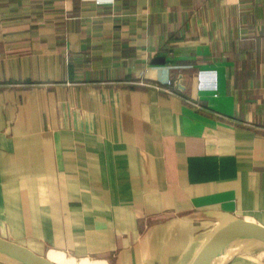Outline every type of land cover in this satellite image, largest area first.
Returning <instances> with one entry per match:
<instances>
[{
    "label": "crops",
    "instance_id": "1",
    "mask_svg": "<svg viewBox=\"0 0 264 264\" xmlns=\"http://www.w3.org/2000/svg\"><path fill=\"white\" fill-rule=\"evenodd\" d=\"M185 212L264 228V0H0V238L107 264Z\"/></svg>",
    "mask_w": 264,
    "mask_h": 264
},
{
    "label": "water",
    "instance_id": "2",
    "mask_svg": "<svg viewBox=\"0 0 264 264\" xmlns=\"http://www.w3.org/2000/svg\"><path fill=\"white\" fill-rule=\"evenodd\" d=\"M234 242L241 246L251 242L264 245V228L234 215L226 216L206 235L190 264H221L226 248ZM0 258L13 264H55L23 245L1 238Z\"/></svg>",
    "mask_w": 264,
    "mask_h": 264
},
{
    "label": "rangeland",
    "instance_id": "3",
    "mask_svg": "<svg viewBox=\"0 0 264 264\" xmlns=\"http://www.w3.org/2000/svg\"><path fill=\"white\" fill-rule=\"evenodd\" d=\"M173 217L178 218V220L174 223L165 225L163 227H158L153 229V232L149 234L148 241L145 246L135 253L131 255L130 259H125L120 255L119 258L108 259L107 257L100 256H89L91 260L95 261H103L107 264H110L111 260L113 264H187L190 260L193 250L202 241L204 234L207 231V226L199 228H192L197 222L196 215L192 212H185L181 214L173 215ZM171 217V218H173ZM163 228V229H162ZM192 229V230H191ZM178 232H174V231ZM180 232H185L184 241H182L179 250L175 254H170L172 249V244L175 242V237L181 236L178 234ZM249 246L251 249L255 250L261 246V244L256 242H251L245 244ZM243 247L238 246L235 254L240 256L245 255L242 250ZM47 253V252H46ZM66 254V253H65ZM235 254H232L228 259L224 262H230L234 259ZM70 255V254H68ZM71 256V255H70ZM127 256V255H126ZM74 257V256H73ZM249 257V256H248ZM77 258V257H75ZM251 260H254L256 264H264L261 260H255L249 257ZM110 261V262H109ZM259 263H258V262ZM222 262V263H224Z\"/></svg>",
    "mask_w": 264,
    "mask_h": 264
},
{
    "label": "bare ground",
    "instance_id": "4",
    "mask_svg": "<svg viewBox=\"0 0 264 264\" xmlns=\"http://www.w3.org/2000/svg\"><path fill=\"white\" fill-rule=\"evenodd\" d=\"M218 223L219 222L215 221L214 223L209 224L208 226H207V224H203V225L201 224V226L202 227L207 226V230H209V232H210L214 228V226H216ZM183 236H177V237H175V239H174L175 242H174V244H172V249H171L170 254H175V252L177 253L178 251H180L179 250V247H180L182 241H184V237ZM228 246L230 248H232V249H235V250L237 249L238 246L243 247L242 248V250L244 249L243 252L245 254H247L249 257H251L252 259L261 260V262L262 261L264 262V245H261L260 247H258V249H256V251L253 250V249H251L249 246H246V245L241 246L237 242L231 243ZM7 262L10 263V264H13V263H11L9 261H7Z\"/></svg>",
    "mask_w": 264,
    "mask_h": 264
},
{
    "label": "built area",
    "instance_id": "5",
    "mask_svg": "<svg viewBox=\"0 0 264 264\" xmlns=\"http://www.w3.org/2000/svg\"><path fill=\"white\" fill-rule=\"evenodd\" d=\"M168 83H170V82H168Z\"/></svg>",
    "mask_w": 264,
    "mask_h": 264
}]
</instances>
